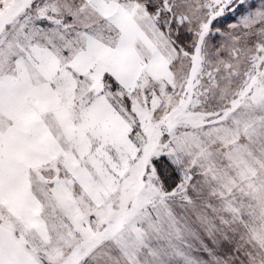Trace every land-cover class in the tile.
Instances as JSON below:
<instances>
[{"label": "snow or ice", "instance_id": "6c2138e0", "mask_svg": "<svg viewBox=\"0 0 264 264\" xmlns=\"http://www.w3.org/2000/svg\"><path fill=\"white\" fill-rule=\"evenodd\" d=\"M0 264H264V0H0Z\"/></svg>", "mask_w": 264, "mask_h": 264}]
</instances>
